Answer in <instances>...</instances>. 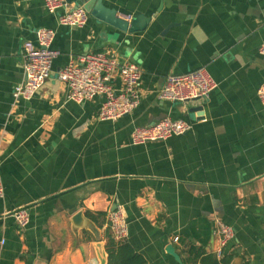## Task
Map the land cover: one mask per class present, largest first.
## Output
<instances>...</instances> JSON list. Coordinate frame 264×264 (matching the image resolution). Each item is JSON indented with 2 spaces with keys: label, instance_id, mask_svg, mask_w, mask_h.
<instances>
[{
  "label": "crops",
  "instance_id": "crops-1",
  "mask_svg": "<svg viewBox=\"0 0 264 264\" xmlns=\"http://www.w3.org/2000/svg\"><path fill=\"white\" fill-rule=\"evenodd\" d=\"M101 1L119 17L151 21L123 32L88 11L86 26L72 28L59 24L65 10L50 14L43 0H0V264H103L98 244L106 252L107 216L118 208L146 264L216 255V220L234 229L223 251L237 253L231 264H264V0ZM41 28L56 32L60 56L37 94L16 100L23 44ZM99 52L142 71L139 108L114 122L99 119L103 98L69 101L58 79L71 61ZM199 68L217 83L208 99L158 98L168 75ZM112 85L122 88L118 74ZM166 117L192 129L132 144L135 128ZM22 209L30 221L20 229L13 213Z\"/></svg>",
  "mask_w": 264,
  "mask_h": 264
},
{
  "label": "built area",
  "instance_id": "built-area-1",
  "mask_svg": "<svg viewBox=\"0 0 264 264\" xmlns=\"http://www.w3.org/2000/svg\"><path fill=\"white\" fill-rule=\"evenodd\" d=\"M43 2L50 14L65 10V13L58 17L59 24L62 26L83 28L89 20L90 14L83 5L69 10L68 0H43ZM120 17L129 23L134 19L133 16L127 15ZM55 36L54 30L41 28L35 32V41L24 42L25 80L14 90L16 100H31L51 78L54 61L60 56V52L52 48ZM259 53L264 58V44L259 48ZM114 74H118L121 78L120 90L112 85ZM58 79L66 85L69 101L81 103L97 97L103 98L99 110L101 121H117L132 114L141 103V69L135 64L121 62L110 52L80 56L60 71ZM216 87L217 83L209 72L205 68H199L185 74L168 75L163 88L159 91L158 98L172 103L186 104L195 100L208 99ZM258 95L264 104V84L259 88ZM191 129L192 124L188 121L166 117L153 125L135 128L131 134V142L133 145L164 142L174 136L184 135ZM4 193L0 177V198L4 197ZM13 217L20 229L25 228L30 221L26 209L14 212ZM107 221L117 242L128 239L129 224L122 208L109 212ZM214 228L220 240V248L216 255L221 258L224 249L233 241L235 232L231 226L220 220L214 222Z\"/></svg>",
  "mask_w": 264,
  "mask_h": 264
},
{
  "label": "water",
  "instance_id": "water-1",
  "mask_svg": "<svg viewBox=\"0 0 264 264\" xmlns=\"http://www.w3.org/2000/svg\"><path fill=\"white\" fill-rule=\"evenodd\" d=\"M68 2L70 4L74 3L75 4V8L79 7L81 4L85 7L86 5H88L91 0H68ZM88 9V8H87ZM86 9V10H87ZM90 12V14L102 21L103 23L110 25L120 31L123 32H130V33H134V32H140L145 30L151 19L146 18L145 16H138L136 19H134L131 23L125 21L124 19L120 18L117 15V11L116 10H112V9H107L103 4L101 0H97L94 5L92 6L91 10H87ZM197 101V100H195ZM198 110H202V107L200 108H194L193 110H191L192 113H196ZM82 214H78L77 217L75 218V220L80 219ZM98 247L100 249L101 252V256L102 259L104 261L103 264H107L108 262V254L107 251H104V246L103 244H98Z\"/></svg>",
  "mask_w": 264,
  "mask_h": 264
},
{
  "label": "trees",
  "instance_id": "trees-1",
  "mask_svg": "<svg viewBox=\"0 0 264 264\" xmlns=\"http://www.w3.org/2000/svg\"><path fill=\"white\" fill-rule=\"evenodd\" d=\"M106 251L108 254L107 264H146V259L136 251L129 242H117L113 235H108L106 243ZM237 253H232L229 257H221L217 255H209L202 257L201 264H231ZM200 256V255H199ZM243 264H250L245 261Z\"/></svg>",
  "mask_w": 264,
  "mask_h": 264
},
{
  "label": "rangeland",
  "instance_id": "rangeland-1",
  "mask_svg": "<svg viewBox=\"0 0 264 264\" xmlns=\"http://www.w3.org/2000/svg\"><path fill=\"white\" fill-rule=\"evenodd\" d=\"M88 10H89V7H88Z\"/></svg>",
  "mask_w": 264,
  "mask_h": 264
}]
</instances>
